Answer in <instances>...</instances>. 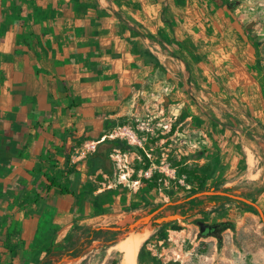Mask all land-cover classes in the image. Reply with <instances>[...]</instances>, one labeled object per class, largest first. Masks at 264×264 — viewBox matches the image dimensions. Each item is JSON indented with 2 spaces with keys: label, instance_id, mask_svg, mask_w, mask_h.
Segmentation results:
<instances>
[{
  "label": "crops",
  "instance_id": "1",
  "mask_svg": "<svg viewBox=\"0 0 264 264\" xmlns=\"http://www.w3.org/2000/svg\"><path fill=\"white\" fill-rule=\"evenodd\" d=\"M260 51L227 0H0V264L55 259L76 226L105 229L102 218L157 194L138 180L97 182L89 146L128 141L129 129L144 150L159 144L168 111L186 113L180 125L198 134L213 171L250 180L246 124L264 130ZM49 180L76 195L48 192ZM89 183L94 197L126 190L100 206ZM255 199L264 212V191Z\"/></svg>",
  "mask_w": 264,
  "mask_h": 264
},
{
  "label": "rangeland",
  "instance_id": "2",
  "mask_svg": "<svg viewBox=\"0 0 264 264\" xmlns=\"http://www.w3.org/2000/svg\"><path fill=\"white\" fill-rule=\"evenodd\" d=\"M227 1L235 3L232 9L238 10V16L242 17V22L250 29L253 39L260 46L264 61V0ZM163 104L164 101L161 106ZM165 116L166 120L158 131L165 137L164 141H158L159 144L149 141L145 150L142 142L131 145L125 141L131 146L132 154L128 158L119 157L120 162L115 161L117 173L120 174L119 181L131 183L133 177H136L142 184L144 179H151L153 174H157L161 189L157 194L148 196L143 201L145 204L130 202L114 212L112 217L102 218L105 221L100 223L105 226L103 230H107L106 227L127 228L123 235L109 229V233L95 241V246H90L88 251H98L89 256L86 264H102L106 256L110 257L113 252H121L120 249L125 248L121 244L126 241V236L133 231L142 232L145 227H149L151 234L139 251L137 264H264V217L260 215L259 209L263 215L264 212L255 199L264 191V130L260 126H254V121L246 124V128L250 129L247 136L252 149L246 151L250 164H245L243 170L250 180L241 178L242 174L226 178L222 173L212 170L209 189L198 192L191 172L198 173L194 168L204 165L206 160L195 162L192 156L207 151V148L190 126L176 125V131L170 138V131L177 120L169 111ZM135 129L138 131L137 126ZM146 155L148 163L144 160ZM147 164L149 168L141 172L140 167ZM146 172L150 175L146 176ZM203 192L216 194L197 196ZM221 192L226 195L217 194ZM231 195H239L251 203ZM155 207L160 208L156 218L173 214H180L185 218L163 225L153 220L146 226L129 231L131 223L140 216L149 214ZM199 222L216 224L219 227L218 235L202 236ZM110 241L117 245L112 248L103 246Z\"/></svg>",
  "mask_w": 264,
  "mask_h": 264
},
{
  "label": "trees",
  "instance_id": "3",
  "mask_svg": "<svg viewBox=\"0 0 264 264\" xmlns=\"http://www.w3.org/2000/svg\"><path fill=\"white\" fill-rule=\"evenodd\" d=\"M233 4L235 3H229V7H231V9ZM186 118V113L180 114L176 121V124L170 131V136H172L176 131V125L184 122ZM161 138L165 137L161 136ZM115 149H118L121 152H128L129 150H131V146L128 145L125 141L106 139L105 141L100 142L96 147V150L88 155V164L90 167L89 176H95L97 172L102 171V174H99L96 177L97 182H107V180L104 178V175L108 176V179L110 180H118L116 162L111 157V154ZM206 152L207 151L204 150L192 156V159L195 162L202 159L206 160V163L204 165H197L194 168L198 173H194L193 171L191 172L193 174V179L196 182L195 188L198 192L209 189L208 183L211 179L210 173L213 168V163L210 160L207 161ZM144 160L148 163L147 155L144 156ZM66 162V165L68 166L70 162L69 157L66 158ZM140 168L147 170L149 168V165L147 164L141 166ZM75 171L76 166L68 167L66 169L67 174H72ZM136 180V177H133L132 181ZM53 188H59L60 192L63 195H76L74 191H71L68 187L62 186L56 180H49V184L47 186L48 192H50ZM141 189L143 192H150L153 190L161 189L159 175L153 174L151 179H144ZM86 190L87 191L84 192L86 195L93 196L97 188L93 187V184L89 183L88 186H86ZM124 190H126L125 187L121 184H118L116 188L107 189L97 196H93V199L96 200L98 205L101 206L103 204H106V202H113ZM169 195H172V193H169ZM109 232V229L103 230L102 228L76 226L74 234L68 238V243L65 246V250L61 251L55 259L53 257L47 256L41 264H62L65 261H72L82 258L87 254L89 247L92 246L95 241H97L102 235ZM117 234L123 235L124 231H118ZM116 245V242L110 241L106 244L104 243L103 246L106 248H112ZM120 250L122 253L120 251L113 252L112 256L109 258L106 264H122L126 255V249L121 248ZM48 255H50V252H48Z\"/></svg>",
  "mask_w": 264,
  "mask_h": 264
},
{
  "label": "water",
  "instance_id": "4",
  "mask_svg": "<svg viewBox=\"0 0 264 264\" xmlns=\"http://www.w3.org/2000/svg\"><path fill=\"white\" fill-rule=\"evenodd\" d=\"M202 194H216V193H213V192H203V193H199L197 196L199 195H202ZM219 195H226L225 193L221 192V193H217ZM233 198H236V199H241L245 202H248V203H251L249 200H246L244 198H242L241 196L239 195H231ZM158 213L159 211H154L152 213H149L147 215H142L140 216L134 223H131L129 225V231H133L135 230L136 228H139L141 226H146L148 225L149 223H151L153 220L159 224V225H163V224H166V223H170V222H174V221H177L179 219H184L185 216L183 215H180V214H173V215H167V216H162V217H159V218H156L158 216ZM259 213L260 215L263 217V214L262 212L260 211L259 209ZM200 227H201V233H204L205 232V229H206V225L201 223L200 224ZM127 227H113V228H109L108 229H111V230H114V231H125ZM128 237V236H126ZM125 237V238H126ZM169 264H178V263H169Z\"/></svg>",
  "mask_w": 264,
  "mask_h": 264
},
{
  "label": "bare ground",
  "instance_id": "5",
  "mask_svg": "<svg viewBox=\"0 0 264 264\" xmlns=\"http://www.w3.org/2000/svg\"><path fill=\"white\" fill-rule=\"evenodd\" d=\"M150 234L151 231L149 227H145L142 232L135 233L133 231L124 239L126 241L123 240L124 242L121 245L125 247L126 255L122 264H137L139 251Z\"/></svg>",
  "mask_w": 264,
  "mask_h": 264
},
{
  "label": "built area",
  "instance_id": "6",
  "mask_svg": "<svg viewBox=\"0 0 264 264\" xmlns=\"http://www.w3.org/2000/svg\"><path fill=\"white\" fill-rule=\"evenodd\" d=\"M167 128V126H165V129ZM141 129H145L144 127L143 128H141ZM122 137H124L125 139H127L128 140V143L129 144H135V143H137V142H140V141H137L136 140V138H135V133H134V131L133 130H124V132L122 133ZM96 147H97V145L96 144H91L90 146H89V150H92V151H95L96 150ZM122 153L120 152V151H115V153H112L111 154V157H112V159L114 160V161H116L117 160V162H120L119 161V157H123L124 156V154L123 155H121ZM150 174L148 173V172H146V176H149Z\"/></svg>",
  "mask_w": 264,
  "mask_h": 264
},
{
  "label": "flooded vegetation",
  "instance_id": "7",
  "mask_svg": "<svg viewBox=\"0 0 264 264\" xmlns=\"http://www.w3.org/2000/svg\"><path fill=\"white\" fill-rule=\"evenodd\" d=\"M3 153H5V151L0 149V159L2 158ZM6 154V153H5ZM202 222H199V228L201 231V227L200 224ZM206 225V229L205 232L202 233V236H206V235H218V231H219V227L216 224H209L207 222L203 223Z\"/></svg>",
  "mask_w": 264,
  "mask_h": 264
}]
</instances>
